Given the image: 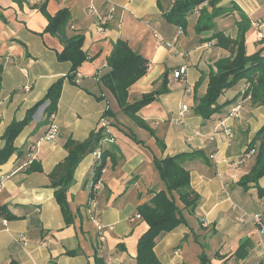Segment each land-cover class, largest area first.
Returning <instances> with one entry per match:
<instances>
[{
  "label": "crops",
  "instance_id": "crops-1",
  "mask_svg": "<svg viewBox=\"0 0 264 264\" xmlns=\"http://www.w3.org/2000/svg\"><path fill=\"white\" fill-rule=\"evenodd\" d=\"M172 1L0 0V150L7 127L22 120L49 86L70 70L69 62L57 60L63 43L44 32L47 20L41 6L51 16L61 9L69 11L65 35H82V51L91 58L78 67L73 82L64 79L52 118L46 120L38 108L15 138L14 153L0 165V208L12 216L0 215V264H97L95 258L102 264H135L137 241L147 229L135 217L136 208L149 201L153 191L163 189L153 158L191 152L202 155L185 158L182 164L200 201L194 212L183 211L185 224L155 239L156 257L161 264H263L264 233L258 232L251 215L259 212L264 219V190L261 196L257 191L264 188V175L257 186L244 190L238 181L253 166L255 152L243 164L234 163L264 125V107L243 99L239 116L226 117L242 99L241 80L218 98V105L226 103L219 112L208 119L195 113L214 63L230 55L208 39L217 31L235 38L239 16L233 11L217 17L212 30L197 34V19L188 15L186 28L179 33L162 17ZM231 1L249 21L245 54L259 52L264 58V0H222L218 6L227 7ZM110 8H114L112 19L101 30L96 14L104 15ZM118 39L149 62L147 73L128 89L129 103L159 89L163 77L166 80L167 91L137 113L163 140L164 149L121 112L99 82L109 71L107 57ZM181 68V77H174ZM182 106L187 110L181 117ZM107 109L112 114L103 116ZM103 119L108 125L99 144L107 157L94 187L95 205H88L100 162L93 150L72 174L66 196L73 217L66 224L52 187L63 171L51 173L68 156V141H84ZM221 121L231 138L219 128ZM50 122L58 127L53 142L43 140ZM36 143V159L27 164L28 149ZM38 166L40 170H34ZM92 215L104 226L102 244Z\"/></svg>",
  "mask_w": 264,
  "mask_h": 264
},
{
  "label": "trees",
  "instance_id": "trees-1",
  "mask_svg": "<svg viewBox=\"0 0 264 264\" xmlns=\"http://www.w3.org/2000/svg\"><path fill=\"white\" fill-rule=\"evenodd\" d=\"M221 1L173 0L170 8L162 12L164 20L168 24L178 27L179 33H182L186 28L187 16H195L197 19L195 33L197 34L212 30L215 26L214 19L217 17L230 15L233 11L239 16V21H236L238 30L235 38L232 39L223 32L217 31L208 39L213 40L215 46L227 50L230 55L214 63L215 70L212 69L209 72L206 92L197 100L195 113L203 119H208L226 105V103L218 105V98L225 90L232 88L241 80H244V87L241 92L242 99H249L252 103L264 107V58L260 56L259 52L247 56L244 49V33L249 26L248 18L233 1L227 7L218 6ZM39 10L47 20L44 32L56 36L63 43V49L57 54V60L69 62L70 70L65 77L58 78L49 86L44 96L27 110L22 120L14 121L7 127L2 136L5 144L0 150V165L4 164L14 153L13 142L15 138L32 121V117L38 108L46 104L43 112L47 120L56 111L64 79L73 82L78 67L91 59L82 51V35H74L69 38L65 35V28L70 19L67 9H61L53 16L46 12L44 5ZM107 66L109 71L99 78L101 85L113 95L121 112L130 118L135 125L153 136L160 149H164L163 140L155 135L154 130L137 113L167 91L165 78L163 77L159 89L145 93L138 100L129 103L127 101L128 89L147 73L148 60L132 51L126 41L118 39L112 45L111 52L107 57ZM111 114L112 112L107 109L103 116H110ZM104 130L100 127L91 131L87 139L82 142L69 140L67 143L68 156L63 164L57 166L51 173L52 176L59 170L63 171L62 178L55 182L52 187L55 189V201L61 209L66 224L71 223L73 217L69 210L66 194L74 169L83 156L99 145V142L105 137ZM252 150L255 151L254 164L249 172L238 181V185L244 190H248L251 185L257 186L258 180L264 175V125L256 132L245 153ZM30 153L29 147L27 160H29ZM200 154L202 155L200 152H191L167 156L162 159L153 158L154 166L163 183V189L158 192L153 191L149 201L138 205L136 208L135 217L144 221L147 224V229L137 241L135 264H161L153 250L155 239L159 235L171 232L179 225L185 224L183 211L192 213L197 208L200 197L191 188L190 173L183 166L182 161L185 158L192 159ZM106 157L107 152H102L100 162L95 168L88 205L92 201L95 205L96 191L94 187L100 179ZM34 161L32 160L30 164ZM34 170L39 171L40 167L38 166ZM263 190L264 188L258 187L259 196L262 195ZM2 210L0 208V215L5 218L12 217L4 214ZM68 253L72 254V252ZM95 261L97 264H102L99 258H95Z\"/></svg>",
  "mask_w": 264,
  "mask_h": 264
},
{
  "label": "built area",
  "instance_id": "built-area-1",
  "mask_svg": "<svg viewBox=\"0 0 264 264\" xmlns=\"http://www.w3.org/2000/svg\"><path fill=\"white\" fill-rule=\"evenodd\" d=\"M91 13H96V11L94 9H90L89 10ZM114 13V8H110L108 10V12L104 15H100V14H96L97 15V21H98V27L99 29H104V27L106 26V24L112 19ZM184 69L181 68L180 70H177L176 72H174V77H181V75L183 74ZM242 102L243 99H239L229 110V113L227 115V118H236L239 116L240 111L242 109ZM46 104H43L42 106H40L39 108H41L42 110H44ZM187 107L186 106H182L181 107V111H180V116L182 117L183 114L186 112ZM53 115H50V118H52ZM102 122V123H101ZM100 122V127H105L108 125L107 120L103 119ZM219 128L222 130L223 134L228 137L231 138L232 137V133L230 131V129L226 126V124L224 123V121H221L219 124ZM58 135V127L56 124H54L53 122H50L48 125V129L45 132L44 136H43V140L47 141V142H53L54 139H56ZM39 143H36L33 146H30L31 149V153L29 154V160H27V164H30L32 160L36 159L37 156V148H38ZM255 151L252 150L248 153H244L235 163L234 165L238 166L244 163V161L249 158L250 155H252ZM93 154L95 155L96 159H100L101 158V154H102V146H100V144L94 149ZM94 206V202L92 201L90 203V207ZM93 213V212H91ZM138 217V216H137ZM245 217V215H242L241 218L239 219L240 222L243 221V218ZM91 219L95 225L96 228V232H97V238H98V242L100 244H102L104 242V226L97 220L96 216L92 215ZM251 220L254 224V226L257 228L258 232L260 234L264 233V219H263V214L262 213H254L251 215ZM111 229V227H110ZM21 242H25V238H21L20 239ZM264 264V259L263 262ZM236 264H242L240 262H237Z\"/></svg>",
  "mask_w": 264,
  "mask_h": 264
},
{
  "label": "rangeland",
  "instance_id": "rangeland-1",
  "mask_svg": "<svg viewBox=\"0 0 264 264\" xmlns=\"http://www.w3.org/2000/svg\"><path fill=\"white\" fill-rule=\"evenodd\" d=\"M132 121V120H131ZM133 122V121H132ZM102 123V122H101ZM105 127H107V126H105ZM105 127H102V128H104L105 129ZM104 139V138H103ZM101 146V145H100ZM94 152V151H93ZM94 157H95V155H94ZM97 160V159H96ZM98 160H100V159H98Z\"/></svg>",
  "mask_w": 264,
  "mask_h": 264
}]
</instances>
